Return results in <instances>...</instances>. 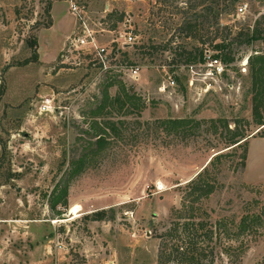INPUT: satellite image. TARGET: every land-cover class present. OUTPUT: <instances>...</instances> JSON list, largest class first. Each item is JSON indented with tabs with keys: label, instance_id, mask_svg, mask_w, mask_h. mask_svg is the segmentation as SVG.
I'll return each instance as SVG.
<instances>
[{
	"label": "rangeland",
	"instance_id": "374dc122",
	"mask_svg": "<svg viewBox=\"0 0 264 264\" xmlns=\"http://www.w3.org/2000/svg\"><path fill=\"white\" fill-rule=\"evenodd\" d=\"M56 1L66 8L0 0V264H156L157 230L218 152L217 186L202 201L224 230L215 264H264V180L239 168L244 144L229 146L261 133L264 93L256 113L248 56L264 44L242 33L264 35V0H79L101 42L135 36L118 57L138 77L107 87L86 58L61 63L63 36L48 29ZM223 38L234 61L221 71L205 57L185 62L187 52L214 58ZM167 73L175 84L159 91Z\"/></svg>",
	"mask_w": 264,
	"mask_h": 264
},
{
	"label": "trees",
	"instance_id": "16d2710c",
	"mask_svg": "<svg viewBox=\"0 0 264 264\" xmlns=\"http://www.w3.org/2000/svg\"><path fill=\"white\" fill-rule=\"evenodd\" d=\"M224 1L225 0H222V2ZM235 1L236 0H229V6H234ZM224 9L225 7L223 6L219 13L221 14ZM198 18L199 16H193V18L185 22L186 24L184 27L188 30L186 32L187 36H191L192 31L196 30ZM242 34L245 35L243 43L246 45L256 39L262 40L264 44V35H261L256 25L251 29L247 28L246 32ZM30 44L35 47V40H32ZM213 47L216 51L213 56L222 63L234 61V57L231 56V52L228 49V44L225 42V38L215 43ZM122 54L124 58L127 59V50H124ZM196 55L199 56V59L202 61L204 60L202 51H199L198 54L187 52L185 62L193 63L196 60ZM127 62V64H134L133 62ZM248 62L250 63L252 72V87L254 90L253 111L258 113L262 103L261 95L264 93V51L260 52L256 50L251 53L248 56ZM114 77L116 76H108L106 87L112 83ZM127 98H131V96L128 95ZM260 119L259 125L262 127L259 130L261 133L258 135L264 136V119ZM184 122L183 119L173 120V125H180ZM243 144V152L239 156L238 163L239 168L242 169L245 166L246 160V139L233 141L229 145L232 146L230 149H234ZM224 155L223 152L214 154L195 176L186 182L184 186L185 193L183 202L180 208L174 210L173 215L170 220H168L164 229L161 231L157 230L156 232V237L159 239L156 264H215V257L220 240L219 235L220 232L224 230L221 226L222 223L220 219L214 222L209 219V213L202 206V201L216 189L217 178L212 172L211 167L215 166V162L220 160ZM58 197L59 194H53V201L55 202ZM53 203H51L52 206ZM252 217L253 215L248 214L242 216L241 230L246 229L248 225L245 224V221Z\"/></svg>",
	"mask_w": 264,
	"mask_h": 264
},
{
	"label": "built area",
	"instance_id": "2783aa9c",
	"mask_svg": "<svg viewBox=\"0 0 264 264\" xmlns=\"http://www.w3.org/2000/svg\"><path fill=\"white\" fill-rule=\"evenodd\" d=\"M68 4L69 12L75 18V29L67 36L59 57L61 63H66L69 56L74 55L76 58H86L90 65L95 68V74L100 77L108 76H129L136 79L138 77L140 66L136 64H127L122 62L118 57L127 46L131 45L135 36L130 32L119 33V38H112L108 42L100 41V32L104 29H96L95 23L84 6L80 5L79 0H65ZM243 6L238 8L239 12L243 11ZM208 67H215L217 71L222 70L221 61L217 58L204 56ZM72 62V61H71ZM194 64L189 65L190 68ZM175 84L174 79L168 76L158 86L159 91L168 89V85Z\"/></svg>",
	"mask_w": 264,
	"mask_h": 264
},
{
	"label": "crops",
	"instance_id": "0c3cea01",
	"mask_svg": "<svg viewBox=\"0 0 264 264\" xmlns=\"http://www.w3.org/2000/svg\"><path fill=\"white\" fill-rule=\"evenodd\" d=\"M56 2H53L50 6V17L52 20V25L48 27L49 31L50 29L59 28L57 29V32H60L63 36L61 45L64 44L65 39L69 34L73 32L75 29V19L73 18L72 23L64 28L66 20L71 15H73L68 10V4L65 0H62L63 3L66 4V8H61L60 11H55L56 8ZM63 28V29H62ZM65 30V31H62ZM38 44H40V38L38 37ZM61 47V46H60ZM246 160H245V166H244V173L246 176V173L249 174L247 177L248 181L251 182H261L264 180V136L253 134L249 136L246 139ZM21 220V219H20ZM17 221V220H15ZM5 230H6V226ZM0 233H3L0 230ZM11 263H13L11 260H9ZM32 264H35V262H31Z\"/></svg>",
	"mask_w": 264,
	"mask_h": 264
},
{
	"label": "bare ground",
	"instance_id": "6f19581e",
	"mask_svg": "<svg viewBox=\"0 0 264 264\" xmlns=\"http://www.w3.org/2000/svg\"><path fill=\"white\" fill-rule=\"evenodd\" d=\"M76 207H77V206H76ZM74 210H75V207L72 209V212H73ZM76 211H77V210H76ZM72 212H71V213H72Z\"/></svg>",
	"mask_w": 264,
	"mask_h": 264
}]
</instances>
